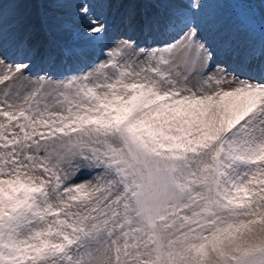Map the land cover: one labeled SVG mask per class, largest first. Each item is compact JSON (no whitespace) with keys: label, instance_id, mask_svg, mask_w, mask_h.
<instances>
[{"label":"snow or ice","instance_id":"6c2138e0","mask_svg":"<svg viewBox=\"0 0 264 264\" xmlns=\"http://www.w3.org/2000/svg\"><path fill=\"white\" fill-rule=\"evenodd\" d=\"M30 3L53 10L46 48L74 71L32 73L35 30L5 12ZM258 7L0 0V264H264ZM98 8L161 46L109 47ZM213 40L234 67L218 66Z\"/></svg>","mask_w":264,"mask_h":264},{"label":"bare ground","instance_id":"6f19581e","mask_svg":"<svg viewBox=\"0 0 264 264\" xmlns=\"http://www.w3.org/2000/svg\"><path fill=\"white\" fill-rule=\"evenodd\" d=\"M179 2V0H178ZM211 2L215 3L217 0H211ZM257 4H259L260 0H254ZM145 10V6H138L135 11L137 15H139L142 11ZM151 11V9H148ZM53 10L47 7V5H43L41 3H33L32 6L30 4H23L19 7H13L11 4L6 5L5 12L7 14V19L13 16L14 19L22 17L26 21V26L35 30V38L34 42L38 43L41 47V55L37 56L33 64L39 63V67L33 74H44L54 73L56 76H60L64 72L74 71L78 65L75 64H66L62 62L59 52V46L52 47L51 49H47V39L42 31L43 19L51 13ZM97 12L100 13L108 22L112 19H116L113 25L109 24V31L105 38V43L109 47H114L116 44H119L123 40H132L135 43V46L138 48L151 49L155 47L161 46L160 38L153 37L148 35L147 33L140 30L135 25H129L125 22L123 15H117L112 11L98 8ZM259 17H262L264 13L259 8L257 12ZM223 20L230 27H236L239 24V21L235 19L234 16L230 15V10L224 9L222 10ZM11 22V21H8ZM261 23L256 24V28L259 30ZM210 39H213L211 35H209ZM63 43V40L60 41ZM214 46L217 47V56L216 62L220 67H228L229 65L235 66L232 64L231 59L219 49L215 40H213ZM10 56L11 60L18 59L19 57L11 56L10 53H7ZM95 58L94 56L92 57ZM58 66H60L58 68Z\"/></svg>","mask_w":264,"mask_h":264},{"label":"rangeland","instance_id":"374dc122","mask_svg":"<svg viewBox=\"0 0 264 264\" xmlns=\"http://www.w3.org/2000/svg\"><path fill=\"white\" fill-rule=\"evenodd\" d=\"M252 2L253 3H255V4H257L256 2H254V0H252ZM29 5V4H28ZM33 5V3H30V6H32ZM259 11V7L256 9V11H255V20H254V22L255 23H260L261 22V18L258 16V12ZM14 17L13 16H11L10 18H9V20L8 21H13L12 19H13ZM115 21H116V19H112V20H110L109 21V24L111 25V24H114L115 23ZM39 67V63L37 62L36 64H33V67H32V69H37ZM60 66H58V68H59Z\"/></svg>","mask_w":264,"mask_h":264}]
</instances>
